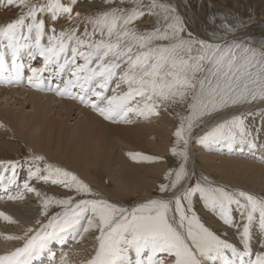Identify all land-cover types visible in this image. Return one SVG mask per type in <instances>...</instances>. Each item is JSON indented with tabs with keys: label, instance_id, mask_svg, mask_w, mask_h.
I'll return each instance as SVG.
<instances>
[{
	"label": "snow or ice",
	"instance_id": "6c2138e0",
	"mask_svg": "<svg viewBox=\"0 0 264 264\" xmlns=\"http://www.w3.org/2000/svg\"><path fill=\"white\" fill-rule=\"evenodd\" d=\"M20 15L0 26V40L13 49L12 70L20 82L21 65L17 62L22 49L33 57L43 58V67H31L27 82L41 87L44 73L52 70L55 91L62 97L78 100L106 120L131 123L130 115L148 119L159 116L160 109L184 105L186 115H179L175 145L171 151L182 163L169 170L159 191L160 198H150L133 208L110 202L79 176L33 155L22 188L33 193L42 206L47 223L37 221L38 228H28L23 245L3 255L0 264H33L47 249L49 242L74 232L80 239L95 233V254L79 264H206L224 257L230 251L236 257L227 264H264V241L259 250L252 245L253 227L264 233V197L245 191L228 190L214 185L208 177L188 182L189 145L195 129L214 113L226 108L260 102L264 105V43L255 45L233 39L209 42L186 31L184 20L175 8L160 0H108L109 7L85 15L74 11L77 0H7ZM150 13L162 16L163 24L152 30H141L136 22ZM57 22L64 18L67 28L49 29L45 18ZM82 26V30H81ZM232 32L234 26L224 25ZM46 38V43L44 42ZM4 66L0 58V67ZM77 91H73V90ZM264 116V113H261ZM247 115H234L216 123L199 137L201 144L237 139L252 142ZM178 148L180 149L178 151ZM136 161H155V156L129 152ZM18 162L11 170L9 183H16ZM6 177L0 176V180ZM33 181L59 185L66 189L64 197L49 195L33 185ZM199 196L204 207L215 212L224 225L235 227L239 243L229 242L201 222L194 210L193 199ZM8 199H24L23 193ZM61 210L49 216V209ZM239 209L242 222L237 224L233 209ZM0 218L15 224L10 215ZM150 253L144 259L145 253ZM164 253L166 258H157ZM60 264H70L66 253Z\"/></svg>",
	"mask_w": 264,
	"mask_h": 264
},
{
	"label": "bare ground",
	"instance_id": "6f19581e",
	"mask_svg": "<svg viewBox=\"0 0 264 264\" xmlns=\"http://www.w3.org/2000/svg\"><path fill=\"white\" fill-rule=\"evenodd\" d=\"M11 6L12 5H9L7 3V0H6V3H3V2L0 3V26H2L1 24L4 25L5 23L14 21L8 18V14L11 13L12 11ZM6 45H7V41L0 40V48L6 47ZM3 54L5 56V52ZM29 57H31V55H29ZM34 67H43V60L39 63L34 64ZM29 75H31V72L30 74H25V76L23 77L27 78ZM14 77L15 75H12L5 66L0 67V86H2V88H0L1 89L0 99L4 98L5 102H7L6 100L8 98V95L11 94V90L9 92L7 89L6 90L3 89L4 86L6 87L10 85L22 86L23 82L25 81L27 82V79L25 81H22L20 79V82L18 83L17 82H12V83L7 82L9 79L15 80ZM57 83H60V81L58 79H54V72L52 70H49L48 72L44 73V80H43V84L41 87L39 88L33 87L32 90L28 89V90L21 92L22 94H24V97H25L24 102L29 101V103L32 104V110L28 112L30 114H27V112H25L24 110L25 106H23V110L21 109L22 111H19L17 113L16 111L8 113L7 111H3V109L0 110V128H3V131H0V176L6 177V179L0 180V194H3L4 198L9 197V196H15L21 192L24 195V199H16V200L11 199L13 200V202H8L4 204L0 203V211L6 210V212L4 213H7V215H10L15 221H17L15 225L17 226L23 225L21 228V231L23 233L29 227L25 226L26 224L24 225L25 223L24 221H23L24 223L20 222L16 215L20 213L18 212L19 210L20 211L24 210L25 204H29L31 198H34L37 201V203L35 205V209H31L30 207L27 209L29 212V215H28L29 219H31L30 227L31 228L37 227L39 226L37 224V221L41 222L44 219L46 220V217L42 215V206L39 202V198H37L33 193H28L24 191L22 188L23 182L27 178V170L32 164V156L34 154L42 155L45 157V161L41 162L42 167H46L48 163L53 162L54 164L62 166L63 168L79 176L81 179L87 182L94 189V191L100 192L102 194L105 192L103 188H106L108 191L120 190L122 192L121 194H123L124 196L148 195L149 193L152 194L155 190L153 178L157 174L159 175V172H163L166 168L165 164L169 162V160H171L170 155L165 156L163 155V153H160V152L147 153L144 151L139 152V151L130 150V148H134L138 146H143V147L146 146L151 149L157 148V150L159 149L160 151H162L160 148H163V149L165 148V150L169 152L171 151V148H170L171 144L169 142L170 140L169 137L171 136L170 134L171 130H169L168 126L166 127V125L164 124L163 125L164 127H161L163 130L160 129L159 131L155 124L156 122L155 116H151L150 119L149 118L145 119L143 117H138L134 114H131L130 115V119L132 120L131 123H115L113 121L112 123L110 121L108 122L102 116H98L96 113L95 114L91 113L92 111L90 112L89 110H87L85 105H84L85 108L78 107V104L76 103L78 101L73 100L66 96L65 97H62L60 95L57 96L56 95L57 93L55 91L48 90L49 87H51L52 89H55ZM17 90H20V89L18 88ZM73 91H77V90L74 89ZM18 92L19 91H16V90L12 91L14 96L17 94L19 95L20 93ZM25 95H27V97ZM17 98L15 99V101L20 102L21 99L19 98L20 99L19 100ZM20 103H23V102H20ZM79 105L81 106V104ZM257 105H261L260 102L259 104L247 105L244 107V109L249 110L251 108L257 107ZM77 107H78L79 112L75 114L76 120L73 124L68 125L67 123L70 122L69 117L71 116L72 111L75 110ZM227 114L229 115V113ZM65 115H68V118L64 119ZM222 117L224 118V116L221 115L219 119L221 118L220 120H222L223 119ZM133 121H137V122L134 123ZM18 122L21 123V126L23 125L28 126L32 130V132L26 133L28 140L27 141L25 139L24 140L27 143L22 141L20 137H17L16 135L14 127L16 123ZM153 134L155 135L157 134V137L159 138L158 141H160L159 143L158 142L157 144L153 143L154 140L152 141L151 139ZM125 146L129 149H127ZM239 146L240 148L243 147L242 144H239ZM22 151H25L24 154L23 153L20 154V152ZM129 152L143 153L146 156H155V157H159L160 159H157L155 161H139L138 162L136 160H133L128 155ZM251 153L260 155L262 157L261 159L264 160L263 150L258 148L256 150H253V152ZM16 154L18 155L20 154V155L17 156ZM194 154L193 153L191 154L192 162H190V165H189L190 167L189 178L193 176L196 168L200 166L197 161L196 154L195 155ZM199 156L201 159L208 158L205 156V154L204 156H201V155ZM211 157H214V156H211ZM128 158H130V160ZM210 159L216 160L215 157L210 158ZM13 160H16V162H14ZM218 160L219 161H216V163L219 162L218 163L219 165L217 164L213 165L211 163L213 166L211 168H214L218 172H220L222 169L221 172H223V170L225 169L223 166H224V162L226 159L218 158ZM238 161L234 160V162H237V163ZM8 162H12V163L18 162L20 165H22V167L17 168V180L15 184L13 183L9 184V180L7 178H10V177L7 176V174L3 173L4 171L6 172L5 169L9 165L7 164ZM239 163H242V162L239 161ZM249 164L250 165H247V163L245 164V162L242 163V165L248 166L250 168L249 169L250 172H247L244 169H242L240 173L234 172L233 174L234 175L238 174L240 178L242 176L245 179L247 178L253 181L261 180L263 181L262 182L263 184L261 185L263 188L264 187V167L261 168L259 166L260 164L259 165L258 164L255 165L254 163H249ZM232 166L236 169V171L240 168L239 164H236V163L235 164L233 163ZM106 173H108L109 175H107ZM103 176H106V177L109 176L108 179L115 180V186L113 189L108 188L110 181L108 182V185L105 183H100ZM164 177H165V174L158 178H164ZM32 183L34 186L38 187L40 190L44 192H47L49 195H55L57 197H64L68 194L66 189L64 188L59 189L58 188L60 187L59 185H52L50 183L45 184L39 181H33ZM48 185H50V187H48ZM26 195L29 196L30 200L28 198H25ZM59 211H60L59 207L52 206L49 209V216ZM235 214H237V212ZM235 214L233 210V218L236 221L237 219L235 217ZM212 218H213L212 220L211 218L209 219L211 220L210 223L217 222L218 230L221 233V237L224 239H227L229 242L237 243V247L240 248V250L242 251L243 245L239 243V234L237 230H234L236 228L224 225L223 222L219 219V216H217V218L216 216L215 218L214 217ZM0 219L4 221L2 218ZM7 223L8 222H6V224ZM46 223H47V220H46ZM27 225H28V222H27ZM5 231H8V232L11 231V233L14 232L9 229ZM258 233H260V231ZM94 234L95 233L93 232L92 235ZM256 238H257V235L253 233L252 245L254 244ZM13 241L15 243V240ZM72 245H74L73 247H75V244H72ZM0 247H1L0 255H3L7 252V250L8 252L10 250V248L7 246H3L4 249L2 246ZM5 247L8 249H6ZM52 247H54L57 250L59 249L64 250V247H61V246L55 247L52 245ZM66 250H70V249H66ZM67 253H69L70 264H79L80 261L88 260L93 255V253L84 254L83 252L78 251V250H74L71 253L70 252H67ZM148 254L150 255V253L146 252L144 256ZM43 255L44 257L46 256V250L40 257H42ZM131 255H132L133 264H135V254L132 253ZM160 255L157 254V258H165L166 254H162L161 257ZM62 257L63 256L61 255L59 256V258H62ZM39 258H37L36 260H38ZM218 259L219 261H221V264H227L228 260L235 261L236 257L232 256L230 251H228L225 253L224 257H219ZM44 264H54V262L52 258L49 257L47 258V260H45ZM58 264H60V262Z\"/></svg>",
	"mask_w": 264,
	"mask_h": 264
},
{
	"label": "rangeland",
	"instance_id": "374dc122",
	"mask_svg": "<svg viewBox=\"0 0 264 264\" xmlns=\"http://www.w3.org/2000/svg\"><path fill=\"white\" fill-rule=\"evenodd\" d=\"M2 2L6 3V0L5 1L0 0V3H2ZM117 2H119V0H117ZM131 2H132V0H128L129 4H131ZM145 2H147V0H145ZM160 2L165 3V4H169L173 8H175L176 14L179 15L185 22L186 31L191 32L194 36H196L200 39H206L209 42H214V43L215 42L222 43L225 40L231 41L233 39H236L239 41H246V42L255 44L257 46L264 43V0H160ZM107 7H109L108 0H77V4L75 6L74 11H79L82 14L89 15V14H93L99 10L106 9ZM11 8H12V11H11V13L8 14V18H10V20H15L20 15V10L15 5L14 6L12 5ZM42 18L46 19V22L48 23L49 29L54 24V26L57 29V32H59L63 28H67L69 26V23L64 18L59 19L57 22H52L47 17H42ZM5 24H7V23H5ZM162 24H163L162 16H154V15L147 13V12H146L144 17H142L141 19H139L136 22L137 27L141 30H152L154 27L160 26ZM225 24H230V25L234 26V30L232 32L225 31L224 30ZM1 25L3 26V24H1ZM81 30H82V26H81ZM4 41H6V40H4ZM44 42L46 43V38H45ZM4 52H5V56L3 54ZM20 52L21 53H19V59L17 62L21 65V69H20L21 78L20 79L22 81H25L27 78H25L23 76H25V74H30V68L34 67V64L41 62L43 60V58L38 57V56L33 57L32 55H31V57H29L30 54H29L28 49H22ZM0 58H3L4 66L7 68V70L12 75H15V77H16V73L14 71L12 72V68H11L12 59H13V49L11 47H7V46L1 47L0 48ZM33 87L34 86L30 85L26 81L23 82L22 86H17V85H10L8 87L4 86L3 89H5V90L7 89L9 92L11 90V94L8 95V98L6 100L7 102H5L4 98L0 99V110L3 109V111H7L8 113L16 111V113H17L19 111H22L23 106H25V109H24L25 112H27V114H30L28 112L32 110V104L29 103V101L24 102L25 97H24V94H22L21 92L28 90V89L32 90ZM0 88H2V86H0ZM16 88L17 89L19 88L21 91L17 90ZM13 90L19 91L18 93H20V94L19 95L17 94L14 96V94L12 93ZM56 95L59 96L58 94H56ZM25 96L27 97V95H25ZM16 98L17 99L20 98L21 99V100L19 99L20 102H23V103L16 102L15 101ZM76 101H78V100H76ZM76 103L78 104V107H80V108L86 107L87 110H89L90 112L92 111L91 113H94V114L96 113L98 116H100L98 112H94L95 110L89 108L86 105L84 107V104L80 103L79 101ZM79 104H81V106ZM253 104H259V102L257 101V103L255 102ZM247 105H250V104H244V105L229 107V108H226L220 112L214 113L210 118L206 117L204 123L201 124V126L198 127L197 129H195L193 138H192L190 145H189L190 159L188 161L187 167H188V170L190 171L189 165H190V162H192L191 154L192 153L194 154L195 152H196L195 154H196L197 161H198L200 166L196 168L193 176L188 179L189 180L188 182L194 183L197 179L206 176V177H208V179L210 181H212L214 183V185L223 186L228 190L245 191V192L248 191L249 193L254 194L258 197H264V187L262 188V186H261L263 184L262 183L263 181H261V180H258V181L254 180L253 181V180H250L247 178L245 179L242 176L240 178L238 174H235V175L233 174L234 172L240 173L242 169H244L247 172H250V170H249L250 168L248 166L242 165V163H244V162H245V164L247 163V165H250L249 163H254L255 165L260 164L259 166L261 168L264 167V160L261 159L262 157L258 154L256 155V154L251 153V152H253V150H256L258 148L264 151V116L261 115V113H264V105H257V107H255V108L245 110L244 107ZM78 107L72 111L71 116L69 117L70 122L67 123L68 125L73 124L75 122V120H76L75 114L79 112ZM231 111H233L235 113H233ZM163 113H164V115H163ZM227 113H229V115ZM186 114H187V108L184 105H180V106H175V107H171V108H167V109L161 108L160 109V115L158 117L155 116L156 117L155 124H156V127L158 128L159 131H160V129H162L161 127H164L163 126L164 124L166 125V127L168 126L169 130H171L170 131L171 136L169 137L171 149L174 146H176L175 145V140H176L175 131H176V128L178 127V124H179V118L178 117H179V115H186ZM237 114L238 115L239 114H246L247 115L246 123L248 125V130H250L249 131V133H250L249 139H251L252 142L255 143V145H256L255 147L252 148V146L248 142V140L242 141L240 139H237V140H234L231 142L221 141V142H211V143H206V144H201L199 142V137L201 135H203V133L205 131L210 129L216 123L221 122V121L226 120V119H230L234 115H237ZM221 115L224 116V118L222 117L223 118L222 120H220L221 118L219 119V117ZM65 118H68V115H65L64 119ZM149 119H150V117H149ZM215 119H217V120H215ZM107 121L109 122L110 120H107ZM110 122L112 123V121H110ZM133 122L135 123L137 121H133ZM14 128H15V132H16L17 137H20V139L22 141L27 143L26 141L28 139H27L26 133L32 132V130L28 126H24V125L21 126V123H19V122L16 123ZM0 131H3V128H0ZM151 139H152V141L154 140L153 141L154 144H157V142L158 143L160 142V141H158L159 138L157 137V134L156 135L153 134ZM239 144H242L243 147L240 148ZM127 149H129V148H127ZM160 149L162 151H160L159 149L157 150V148L151 149V148H148L146 146H144V147L138 146V147L130 148V150H132V151H139V152H141V151H144L147 153H149V152H160V153H163V155H165V156L170 155V157H171V160H169V162H167L165 164V167H166L165 170L163 172H159V175L157 174L153 178L155 190L152 194L149 193L148 195L124 196L123 194H121L122 192L120 190L108 191L106 188H103L105 190V192L102 194L100 192H98L100 194V196L108 199L110 202L118 203L119 205H121L123 207H127V208H133V207L137 206L139 203L145 202L146 200H148L150 198H160V197L164 196V194L159 191V187L162 183H167V180L165 179L167 172L169 170L178 169L182 163V160L178 155H174L173 153H171L172 151L169 152V151L165 150V148L164 149L160 148ZM179 150L180 149L178 148V151ZM24 152L25 151H22V152H20V154H22V153L24 154ZM204 154L208 158H206V159L202 158L203 159L202 160L199 155L204 156ZM16 155L19 156L18 154H16ZM211 156H214L216 158V160L210 159V158H214ZM218 158L226 159L225 160L226 163L224 162V166H223L225 168L223 170L224 173L221 172L222 171V169H221V171H220L221 174H220V172L216 171L214 168H211V167H213L212 164L213 165L214 164L219 165L218 164L219 162L216 163V161H219ZM128 159L130 160V158H128ZM228 159H229V161H228ZM234 160L235 161L239 160L242 163H239V161H238V163L234 162ZM13 161L16 162V160H13ZM206 162L207 163L210 162V163L207 164ZM10 163H12V162H8L7 164H10ZM50 163H53V162H50ZM233 163L239 164L240 168L237 171L232 166ZM55 165H57V164H55ZM60 167H62V166H60ZM226 169H227V171H226ZM214 171H216V172H214ZM8 172H10V173H8ZM217 172H218V174H217ZM3 173L7 174V176H9V177H11V175H12L10 169H8L6 172L4 171ZM106 174L109 175L108 173H106ZM164 174H165L164 178H158V177L163 176ZM215 174H216V176H215ZM108 177L109 176H107V177L103 176L100 183H105L108 185V182L110 181L108 188L113 189L115 186V180L114 179H108ZM185 183H187V181ZM9 184H11V183H9ZM116 184H117V182H116ZM48 187H50V185H48ZM58 188L60 189L62 187L60 186ZM5 189H6V187H5ZM6 195H7V193H6ZM25 198H28L30 200L29 196H27V195L25 196ZM8 202H13V200L8 199V197L4 198L3 194H0V203L4 204V203H8ZM36 203H37V201L34 198H31L29 204H25L26 208L24 207V210H21V211L19 210L18 212H20V213H18L16 215L18 217V220L22 223L25 222L24 225L26 224L25 226H28L29 228H30L31 219H29V216H28L29 212L27 209L29 207L31 209H35ZM193 205H194V210L196 211L197 215L201 219V222L204 223L206 226H209L210 228H212L214 231L217 232V234L221 235L220 231L218 230L217 222L216 223H212V222L210 223V221L213 219L212 217L215 218V216H216V218H217L218 215L215 212L211 211L210 209L204 207V205H203V203L200 200L198 195L196 197H194ZM233 210H234V214L237 212V214H235V217L237 219L236 223L237 224L241 223L242 220H241V217L239 214V210L235 207ZM0 212H6V210H1ZM210 218H211V220H209ZM21 219H22V221H21ZM26 220L28 222V225H27ZM46 220H47V218H46ZM46 220L44 219L43 221H41V223H46ZM0 222H1L0 223L1 224L0 225L1 226L0 227V246L9 247L10 248L9 251L14 250L17 247L22 246L23 245L22 240H15V243H14L13 240L6 239L5 237L10 236V235H14V234L15 235L19 234L20 236H22L21 234H24L21 231V228L23 225L17 226L15 224H11V223L6 224V222L2 221L1 219H0ZM211 224H213V225H211ZM215 226H217V227H215ZM38 227L39 226L34 227V228H38ZM2 228H3V230H2ZM253 228H254L253 233L257 235V238L255 239V242L253 244V249H254V251H258L259 250V242L264 241V233H262L260 231L258 224ZM8 229L14 231L15 233L14 232L11 233V231H9V232L5 231ZM234 230H237V229H234ZM257 230H259L260 233H258L259 231H257ZM95 236H96V234L92 235V233L85 234L84 239L80 240V236H78L76 233L68 232L67 234L63 235L62 239L58 238V239H55V240H52L51 242H49L50 246L48 245V247L46 249V256L44 257V255H43L38 260L33 261V264H44L45 260H47V258H49V257L52 258L54 264H58L61 260V258H59L60 255L64 256L67 252L71 253L74 250L81 251L84 254L85 253L86 254L87 253H89V254L93 253V255H94L96 247H97V243H98ZM67 237H69V238H67ZM72 244H75V247H73L74 245H72ZM52 245L55 247L56 246L57 247H60V246L64 247V250H61V249L57 250L54 247H52ZM3 249H4V247H3ZM6 249H8V248H6ZM66 249H70L71 251L66 250ZM7 252H8V250H7ZM67 254L69 255V253H67ZM162 254H164V253H159L160 257L162 256ZM148 255L144 256V259H147ZM165 258H166V255H165ZM206 264H221V261H219V259L217 258L213 261H206Z\"/></svg>",
	"mask_w": 264,
	"mask_h": 264
}]
</instances>
